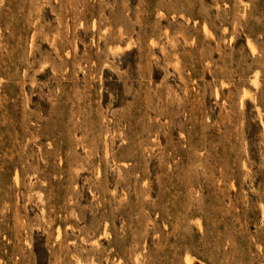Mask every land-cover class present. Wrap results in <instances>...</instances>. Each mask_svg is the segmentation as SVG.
Listing matches in <instances>:
<instances>
[{"label": "rangeland", "instance_id": "1", "mask_svg": "<svg viewBox=\"0 0 264 264\" xmlns=\"http://www.w3.org/2000/svg\"><path fill=\"white\" fill-rule=\"evenodd\" d=\"M0 264H264V0H0Z\"/></svg>", "mask_w": 264, "mask_h": 264}]
</instances>
